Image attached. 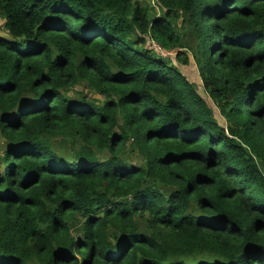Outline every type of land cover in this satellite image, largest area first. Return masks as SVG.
Returning a JSON list of instances; mask_svg holds the SVG:
<instances>
[{"label": "trees", "instance_id": "1", "mask_svg": "<svg viewBox=\"0 0 264 264\" xmlns=\"http://www.w3.org/2000/svg\"><path fill=\"white\" fill-rule=\"evenodd\" d=\"M0 17V264H264V0Z\"/></svg>", "mask_w": 264, "mask_h": 264}, {"label": "rangeland", "instance_id": "2", "mask_svg": "<svg viewBox=\"0 0 264 264\" xmlns=\"http://www.w3.org/2000/svg\"><path fill=\"white\" fill-rule=\"evenodd\" d=\"M145 1H149V0H145ZM156 15L158 16L159 15V12H156ZM3 23H4V19H2L0 17V35H5V30L3 28ZM6 36V35H5ZM146 47L148 48H153L155 50H159V54H161L162 56H170L172 57L174 54H175V51H171L170 53H164V51H162L158 46H157V43L154 41V40H150V39H147L146 41ZM159 48V49H158ZM180 68L182 69V71L189 77L190 80L192 81H198V75H197V70H196V67L193 63V61L191 60L190 64L189 65H186V66H180ZM78 93H85V94H88L90 97L92 98H96L97 100H100L99 96L95 93H90L88 90H86L81 84H77V85H74L70 90L67 91V94L70 95V96H73L75 94H78ZM102 98V97H101ZM209 104L213 107L214 111H215V114L217 116V118L219 120L220 117L218 116V113L216 111V109L214 108V105L211 103V101H208ZM63 142H59V144H63ZM134 160V158H133Z\"/></svg>", "mask_w": 264, "mask_h": 264}, {"label": "built area", "instance_id": "3", "mask_svg": "<svg viewBox=\"0 0 264 264\" xmlns=\"http://www.w3.org/2000/svg\"><path fill=\"white\" fill-rule=\"evenodd\" d=\"M157 46H158V45H157ZM158 47H159V46H158ZM159 48H160V47H159ZM159 48H158V49H159Z\"/></svg>", "mask_w": 264, "mask_h": 264}]
</instances>
